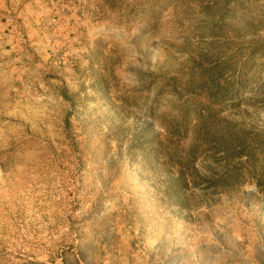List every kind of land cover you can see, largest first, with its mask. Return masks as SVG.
<instances>
[{
	"label": "rangeland",
	"instance_id": "rangeland-1",
	"mask_svg": "<svg viewBox=\"0 0 264 264\" xmlns=\"http://www.w3.org/2000/svg\"><path fill=\"white\" fill-rule=\"evenodd\" d=\"M0 264H264V0H11Z\"/></svg>",
	"mask_w": 264,
	"mask_h": 264
},
{
	"label": "crops",
	"instance_id": "crops-1",
	"mask_svg": "<svg viewBox=\"0 0 264 264\" xmlns=\"http://www.w3.org/2000/svg\"><path fill=\"white\" fill-rule=\"evenodd\" d=\"M11 0H0V13H2L3 10H7L9 8V2Z\"/></svg>",
	"mask_w": 264,
	"mask_h": 264
}]
</instances>
